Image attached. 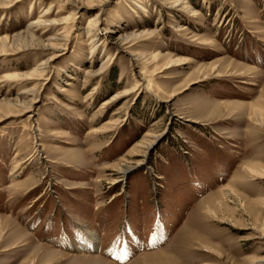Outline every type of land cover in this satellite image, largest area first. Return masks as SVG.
<instances>
[{"label":"rangeland","instance_id":"rangeland-1","mask_svg":"<svg viewBox=\"0 0 264 264\" xmlns=\"http://www.w3.org/2000/svg\"><path fill=\"white\" fill-rule=\"evenodd\" d=\"M107 1L102 33L109 27L114 40L150 29L154 38L133 39L129 52L111 44L91 48L80 28L99 8L86 5L76 12L77 25L49 79L0 82L1 101L15 102L24 87L37 85L40 92L32 120L0 108V264H90L78 255H96L105 264H167L168 257L175 264H264V176L247 169L264 172V0H186L196 15L159 0ZM45 6L31 9V0H22L4 15L0 9V36L24 29ZM156 52L185 60L152 74L160 97L172 95L169 102L143 80L145 67L163 63L151 58ZM134 53L145 59L135 60ZM43 58L41 50L0 56V79L29 72ZM147 134L162 137L145 165L120 173L143 158L129 150ZM178 157L189 163L180 180L166 165ZM133 173L159 201L137 204L136 213L121 201L117 210L112 200L121 189L128 200ZM54 188L72 192L78 204L38 209ZM111 201L116 208L109 212L118 214L89 250L66 241L59 246L42 233L56 219L62 234L66 211L86 232L90 212L99 214ZM29 210L23 226L20 214ZM37 219L41 226L32 228ZM77 243L83 245L70 244ZM36 245L59 254L34 251Z\"/></svg>","mask_w":264,"mask_h":264},{"label":"bare ground","instance_id":"bare-ground-1","mask_svg":"<svg viewBox=\"0 0 264 264\" xmlns=\"http://www.w3.org/2000/svg\"><path fill=\"white\" fill-rule=\"evenodd\" d=\"M19 1L22 0H0V9L3 12V15L6 12H8L9 9L12 8V6H14L16 3H19ZM47 1L48 0H31V9L33 3L37 5L39 4L43 5L47 3V6H45L42 14H39L35 19L31 20L27 24V26H25L24 29L19 30L11 35L6 34L0 36V56L14 55L25 51L41 50L45 52L46 58L40 60L39 63L29 72L11 73V74L8 73L3 75L2 78L0 79V82H4V81L19 82L24 80L35 81L39 79H44V80L49 79V76L47 75L50 72L49 69L51 70L53 68L55 61L60 56V50H62L63 47L66 46L65 45L66 43L64 44V42L65 41L68 42V40H70V37H72L71 35L74 32V27L77 25V23H75L76 12H79L80 9H82L83 6L86 5L99 8V11L93 12L89 16V19L87 20L86 24L82 25V27L80 28V38L83 41L88 42L91 45V48L92 47L96 48V46H100V44L103 45V47H106L109 44H111V45H115L114 47L117 50L129 52L128 51L129 47L127 45L131 44L133 39L135 40V39L145 38V40H148L154 38L155 36V31L150 29L141 30V31L134 30L131 34H120L114 40L112 39V36L108 35L110 29L109 27L106 28L105 33H102L103 30L102 25L105 24L106 21L103 22L104 20L100 17H102L103 13L106 10L108 3L107 0H79V2H73L72 0H54L50 2ZM131 1L134 2V0ZM159 1H161L165 6H169V7L181 5L183 11L188 12V14L190 15H196V12L190 9V6L189 4H187L186 0H159ZM136 6H138L141 9H144V7L141 4H136ZM53 8H55L56 10L55 11L52 10ZM62 10L64 11L66 10V11L63 13H59ZM52 28L53 29L57 28V31L59 33L44 38L43 37V34L45 33L44 31ZM179 30L183 31L184 29L182 28ZM209 40L210 38L208 39V41ZM208 41H204V44H207ZM133 56L135 57V60L145 59V57H142L141 54L134 53ZM151 58L158 62L163 60V63L157 66L154 70H149L147 67H145L146 72L144 74L145 76L143 80L149 84V91L153 95L160 97L161 88H159L154 84L155 81L152 77L153 76L152 74L162 73L170 66L180 65L183 62H185V60L181 58H175L171 54L165 52L152 53ZM214 67L215 65L213 66V68ZM100 70L95 72H87L86 77L91 78ZM136 86L133 88V92L137 89ZM36 87L37 85H34L33 87H24L22 91V94L24 95L19 97L15 102L10 100L7 101L0 100V108L2 107L6 108V112H5L6 116L25 115L27 116V119L32 120L34 115L37 114L40 104L39 103L40 92L37 91L38 89H36ZM126 93L127 92L124 91L121 94H117L113 99L119 98L120 96ZM171 97L172 95L168 97L164 96V97H160V99L163 102H169ZM113 99H111V101ZM263 112L264 110H259V113L262 115ZM1 119L2 117H0V120ZM36 131L40 132V129L37 128ZM146 136H149L150 138H147L143 142H140L132 146L131 149L129 150L130 153H134V157L139 156L141 153V155L143 154V158L141 160H138L134 166H128L127 164H126L127 166L125 165L124 167L122 166L123 168H120V170L118 169L120 173H123L126 176L133 169L135 168L138 169L144 166L147 161L146 160L147 154L149 153L151 148L160 141L162 134H152V135L147 134ZM138 146L140 149L142 148V150L138 149ZM252 166H250L249 164L247 169L250 170L252 173H256L258 175L264 176V172H261L259 171V169H256ZM1 230L3 229H2V225L0 224V231ZM85 231L86 232H83L79 235V242H81L83 246H85V248L95 247L99 241V237L97 233L89 229ZM40 249H43L44 251H48L50 252V254H54V255L59 254L54 250H51L44 246L42 248L38 245L35 246L34 251ZM75 259L88 260L90 261V264L106 263L103 259H101L96 255L93 256L78 255L77 257H75ZM171 261L173 260H171V258L169 257L164 260V262H167V264L169 263L175 264L174 262Z\"/></svg>","mask_w":264,"mask_h":264},{"label":"crops","instance_id":"crops-1","mask_svg":"<svg viewBox=\"0 0 264 264\" xmlns=\"http://www.w3.org/2000/svg\"><path fill=\"white\" fill-rule=\"evenodd\" d=\"M188 164L189 163H187V161H184V159H182L181 157H178L177 159L174 158L173 161H170V163H168V162L166 163L167 166L172 165V167L174 168V170L176 172V173H174L175 174L174 177L175 178L179 177L180 179H181V176H183L185 174V171L187 169ZM168 171L169 170L166 171V168H165L164 173L167 174ZM133 174H131L129 176V177L134 176L135 178L133 179L134 185L131 186V189H127L128 193H129L128 200L126 201L124 194H122L123 189H121L120 194L118 195L119 198L115 197L117 199V201L114 200L115 198L112 200L113 202L117 203V210H118V207H120L121 201L124 204L126 202L132 203V205H130V207L132 208L133 213H136V211H138V209L141 208V206H143L144 204L145 205H152L151 202H156V200H158L157 197L153 196V194L150 191V189L148 188V186L142 184L143 178L141 177V175L135 174V173H133ZM167 175L170 176L169 174H167ZM166 192H167V194L172 193L171 191H166ZM53 193H54V195H50L47 199L43 198V200H41V202L38 205V209L43 208L44 206H46L49 203H55V205L58 203H60V205L61 204L63 205V203H64V206H65V204H68L69 206H73V205L76 206L78 204L79 200L75 197V195L72 192H65L63 190L61 191V190H57L56 188H54L52 194ZM176 194H178V192L177 193H176V191L173 192L174 197ZM39 195H41V193ZM180 195L181 194H178L179 197L175 198L177 202L183 199V195H181V196ZM112 201H111V204L107 205L106 209L102 210V212H99V214L98 213L94 214L93 211L90 212L89 215L92 218V220L90 221L91 224L86 223V221L83 223L87 227V228L85 227L86 229H91L92 231L94 230V232L97 233V235L99 237V242L101 241V237H100L101 233L103 232V230H105V228L107 229V227H105V225L108 226L111 223V220L113 219V217H115L118 214V213L117 214L115 213L116 215H114V213H113V215H111V213L109 212L111 207L113 208V211L116 208V207H113L116 205L111 206L113 203ZM137 204H138V206H140L138 209H136ZM60 205H57V206H60ZM51 208L52 207H50L49 209H51ZM49 209L47 210L48 212L50 211ZM59 210H60V208H59ZM47 213H45L43 216H45ZM83 213L86 214L85 212H83ZM61 214H62V212H61ZM65 214H64V216H68L70 219H69V221H66V222H65V219H64V221L61 220L64 222L63 226H65L64 232L62 234L58 235V227H59L61 222L58 223V221L56 219L52 220L48 226H46V227L42 226L43 227L42 233L43 234L44 233H47V234L51 233V234H49L50 241H56V244L60 243L59 246H61L62 241H66L67 243H69V248L73 247L76 249L78 248V250L79 249L80 250H89L90 248L87 249V248H85V246L80 245L78 243H77V245L76 244L75 245L70 244V243H76L77 241H79V235L83 231V228L80 224H78L76 222L77 220L72 218V216H71L72 213H68L66 211ZM30 215H31L30 210L26 211V213L22 212L20 214V217L23 220L22 221L23 226L24 225L28 226V223L26 222V220H27V218L30 217ZM65 223H66V225H65ZM39 225L41 226V221L39 219H37V225H35L34 222L31 224L32 228H36ZM61 226H62V224H61ZM67 243H66V245H67ZM54 247H56V246H54Z\"/></svg>","mask_w":264,"mask_h":264}]
</instances>
